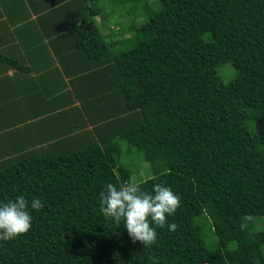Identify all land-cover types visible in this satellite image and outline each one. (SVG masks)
<instances>
[{"label": "trees", "instance_id": "16d2710c", "mask_svg": "<svg viewBox=\"0 0 264 264\" xmlns=\"http://www.w3.org/2000/svg\"><path fill=\"white\" fill-rule=\"evenodd\" d=\"M87 1L75 34L87 40L83 69L117 70L114 126L84 147L0 164V204L23 195L32 216L27 233L0 241V264H264V227L251 229L264 216V0H160L139 28L148 35L126 50H110L91 18L99 0ZM226 62L236 74L223 82L216 70ZM114 136L149 162L143 191L163 182L180 197L167 218L178 228L153 225L151 248L100 211L106 184L134 172ZM206 212L214 249L196 222Z\"/></svg>", "mask_w": 264, "mask_h": 264}, {"label": "crops", "instance_id": "0c3cea01", "mask_svg": "<svg viewBox=\"0 0 264 264\" xmlns=\"http://www.w3.org/2000/svg\"><path fill=\"white\" fill-rule=\"evenodd\" d=\"M88 3L0 0V164L25 154L74 150L112 131L108 116L120 106L111 91L117 70L109 64L83 69L87 40L75 34L91 13ZM100 13L92 20L114 50L131 36L121 34L118 22L105 25ZM111 28L120 40L106 39Z\"/></svg>", "mask_w": 264, "mask_h": 264}, {"label": "clouds", "instance_id": "9594fccd", "mask_svg": "<svg viewBox=\"0 0 264 264\" xmlns=\"http://www.w3.org/2000/svg\"><path fill=\"white\" fill-rule=\"evenodd\" d=\"M168 171L165 170V174ZM99 201L105 218L117 225L123 220L129 237L134 243L139 241L143 247L151 248L156 243V227L167 224L169 231L178 228L175 223L168 224L167 218L180 207V197L163 182L154 183L152 192L143 191L135 178L119 185L107 183L99 193ZM30 207L40 211L44 205L40 199L33 198ZM31 227L29 201L23 195L0 204V241H11L27 233Z\"/></svg>", "mask_w": 264, "mask_h": 264}, {"label": "rangeland", "instance_id": "374dc122", "mask_svg": "<svg viewBox=\"0 0 264 264\" xmlns=\"http://www.w3.org/2000/svg\"><path fill=\"white\" fill-rule=\"evenodd\" d=\"M98 4L102 7L100 17H102L105 25H113L118 22L121 26L119 28L121 34L123 31L129 32L130 38L117 42L115 46L117 50H126L135 44L144 35H148L147 31L139 30L161 7L160 0H99ZM93 18V16L91 17ZM114 28L108 30L110 33L106 37L107 40H120L122 36L119 31H114ZM111 43V42H110ZM217 74L223 82H228L233 79L236 74V69L230 62L223 63L217 67ZM113 140H117L121 148V161L131 164L134 172L130 178H135L138 182L144 180L152 175L149 162H147L140 151L137 149H128L127 142L114 136ZM208 217V219H207ZM210 216L206 213L196 218V222L201 225V233L205 245L209 249H214L217 243V237L210 228L208 221ZM252 230H259L264 227V216L254 217L252 220ZM233 244L229 243L231 248ZM201 264H207L203 262Z\"/></svg>", "mask_w": 264, "mask_h": 264}]
</instances>
